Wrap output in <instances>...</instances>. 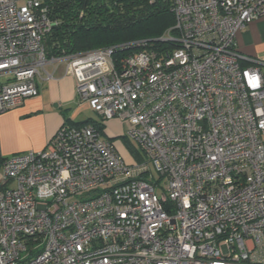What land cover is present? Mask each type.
I'll return each instance as SVG.
<instances>
[{
  "label": "built area",
  "instance_id": "built-area-1",
  "mask_svg": "<svg viewBox=\"0 0 264 264\" xmlns=\"http://www.w3.org/2000/svg\"><path fill=\"white\" fill-rule=\"evenodd\" d=\"M171 11L155 45L48 56L45 0H0V116L64 62L78 99L143 154L64 122L44 148L0 155V264H264V59L236 48L264 0Z\"/></svg>",
  "mask_w": 264,
  "mask_h": 264
},
{
  "label": "crops",
  "instance_id": "crops-1",
  "mask_svg": "<svg viewBox=\"0 0 264 264\" xmlns=\"http://www.w3.org/2000/svg\"><path fill=\"white\" fill-rule=\"evenodd\" d=\"M236 48L244 56L264 59V15L252 20L236 35ZM37 82L40 88L37 96L25 99L0 116V155L3 158L44 148L62 123L67 121H100L102 136L110 139L126 137V122L117 117L102 121L85 101L78 99L76 80L66 74L64 62L47 63ZM86 108L92 110L95 116H83ZM122 149L123 154L118 150L127 159L138 155L128 152L123 145Z\"/></svg>",
  "mask_w": 264,
  "mask_h": 264
},
{
  "label": "trees",
  "instance_id": "trees-1",
  "mask_svg": "<svg viewBox=\"0 0 264 264\" xmlns=\"http://www.w3.org/2000/svg\"><path fill=\"white\" fill-rule=\"evenodd\" d=\"M56 21L45 39L48 56H60L88 49L125 45L124 55L141 48L133 42L148 40L147 46L174 24L172 0H45ZM68 122V121H67ZM75 125L100 121L70 122Z\"/></svg>",
  "mask_w": 264,
  "mask_h": 264
},
{
  "label": "rangeland",
  "instance_id": "rangeland-1",
  "mask_svg": "<svg viewBox=\"0 0 264 264\" xmlns=\"http://www.w3.org/2000/svg\"><path fill=\"white\" fill-rule=\"evenodd\" d=\"M26 1L27 0H23V2H26ZM66 74H68V73L66 72ZM83 116L94 117L95 113L92 110H89L88 108H86L84 113H83ZM112 141L114 143L116 142V145H117L118 149H120L121 153L123 152L122 145H123V148H125L128 152L138 153L137 156L132 155L133 154L132 153L131 154L132 159H127V157L124 155L127 162H136V161H141L143 159V154L140 152L136 142L133 139H131L129 137H114V138H112Z\"/></svg>",
  "mask_w": 264,
  "mask_h": 264
}]
</instances>
